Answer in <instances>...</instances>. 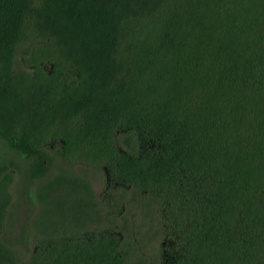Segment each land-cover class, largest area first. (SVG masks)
Masks as SVG:
<instances>
[{
    "label": "trees",
    "instance_id": "1",
    "mask_svg": "<svg viewBox=\"0 0 264 264\" xmlns=\"http://www.w3.org/2000/svg\"><path fill=\"white\" fill-rule=\"evenodd\" d=\"M0 264H264V0H0Z\"/></svg>",
    "mask_w": 264,
    "mask_h": 264
},
{
    "label": "rangeland",
    "instance_id": "2",
    "mask_svg": "<svg viewBox=\"0 0 264 264\" xmlns=\"http://www.w3.org/2000/svg\"><path fill=\"white\" fill-rule=\"evenodd\" d=\"M92 174H93V176H94V180H95V189H97V190H100L101 188H102V185H101V182L100 181H98L99 179H100V173L99 172H97V171H93L92 172ZM98 177V178H97ZM97 178V179H96ZM16 193H17V196L19 197V198H21V197H23L24 196V198L26 197V191H24L23 190V188L22 187H16ZM27 211V210H26ZM24 220V217L22 218V221Z\"/></svg>",
    "mask_w": 264,
    "mask_h": 264
},
{
    "label": "bare ground",
    "instance_id": "3",
    "mask_svg": "<svg viewBox=\"0 0 264 264\" xmlns=\"http://www.w3.org/2000/svg\"><path fill=\"white\" fill-rule=\"evenodd\" d=\"M129 150V149H128ZM16 189V188H15ZM31 192V191H30ZM27 197V196H26ZM94 200H96V199H94ZM24 204V203H23ZM103 207V206H102Z\"/></svg>",
    "mask_w": 264,
    "mask_h": 264
}]
</instances>
